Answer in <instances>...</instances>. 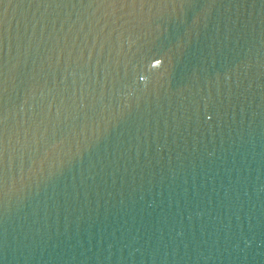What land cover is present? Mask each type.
<instances>
[{"label": "water", "instance_id": "obj_1", "mask_svg": "<svg viewBox=\"0 0 264 264\" xmlns=\"http://www.w3.org/2000/svg\"><path fill=\"white\" fill-rule=\"evenodd\" d=\"M0 264H264V0H0Z\"/></svg>", "mask_w": 264, "mask_h": 264}]
</instances>
